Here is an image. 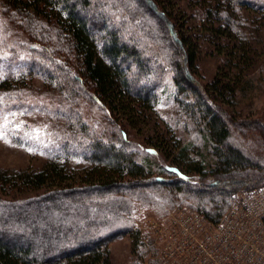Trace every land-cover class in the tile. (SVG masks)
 <instances>
[{
	"label": "trees",
	"instance_id": "obj_1",
	"mask_svg": "<svg viewBox=\"0 0 264 264\" xmlns=\"http://www.w3.org/2000/svg\"><path fill=\"white\" fill-rule=\"evenodd\" d=\"M0 2L26 37V74L60 92L53 104L32 103L56 120L48 149L89 164L73 183L53 160L35 172L0 171L4 191L36 192L0 196V264H114L110 244L125 235L139 259L155 247L136 226L137 208L163 217L185 204L214 223L233 192L264 185V118L239 120L230 109L255 63L253 39L263 42L264 0ZM206 42L224 70L201 83L193 72ZM167 70L190 138L169 129L156 146H139L127 128L154 111ZM5 95L0 102L15 107Z\"/></svg>",
	"mask_w": 264,
	"mask_h": 264
},
{
	"label": "rangeland",
	"instance_id": "obj_2",
	"mask_svg": "<svg viewBox=\"0 0 264 264\" xmlns=\"http://www.w3.org/2000/svg\"><path fill=\"white\" fill-rule=\"evenodd\" d=\"M1 6L0 2V93L6 94L5 98L2 97L5 103L9 95L15 100L14 105H17L12 107L13 104L4 105L0 102V171L7 175L23 171L35 172L53 160L65 165L70 178L67 181L78 182L82 178L79 174H82L89 164L70 152L57 154L56 151L48 149L47 144L52 141L53 130L56 129L53 124L56 120L50 118V110L45 107H33L32 104H53L54 99L61 97L60 92L51 87L43 77L26 74L27 70L22 61L26 55V37L7 19ZM195 24L196 22L189 21L186 28L195 30ZM259 35L263 42H258L257 39L252 42V46L256 48L255 63L242 74L244 87L240 99L235 107L230 108L238 114L239 120L256 121L258 118H264V33L260 31ZM201 46L197 61L199 69L198 72H193V75L199 82L207 83L218 70L223 72L222 55L215 51L213 44L206 42ZM173 90L171 71L167 70L156 89L154 111L146 121H138L134 128H127L129 140L139 146H156L159 136H166L169 129H176L183 139L190 138V135L182 131L180 121L177 120ZM46 187L48 186L40 188L39 191ZM19 193L28 196L36 192L25 188L4 191L0 187V196L9 197ZM183 205L185 204L171 206L163 217ZM136 212L135 223L145 236L144 240L153 239L148 227L149 221L163 218L159 217L160 210L140 207ZM109 248L114 264H151L157 261L156 248L138 259L139 250H132V239L129 235L114 240Z\"/></svg>",
	"mask_w": 264,
	"mask_h": 264
},
{
	"label": "built area",
	"instance_id": "obj_3",
	"mask_svg": "<svg viewBox=\"0 0 264 264\" xmlns=\"http://www.w3.org/2000/svg\"><path fill=\"white\" fill-rule=\"evenodd\" d=\"M148 227L158 254L151 264H264V185L233 192L217 222L178 206Z\"/></svg>",
	"mask_w": 264,
	"mask_h": 264
},
{
	"label": "snow or ice",
	"instance_id": "obj_4",
	"mask_svg": "<svg viewBox=\"0 0 264 264\" xmlns=\"http://www.w3.org/2000/svg\"><path fill=\"white\" fill-rule=\"evenodd\" d=\"M38 134V133H37Z\"/></svg>",
	"mask_w": 264,
	"mask_h": 264
}]
</instances>
